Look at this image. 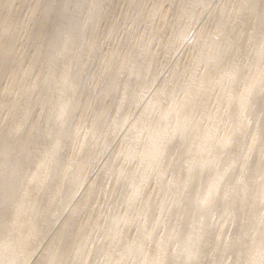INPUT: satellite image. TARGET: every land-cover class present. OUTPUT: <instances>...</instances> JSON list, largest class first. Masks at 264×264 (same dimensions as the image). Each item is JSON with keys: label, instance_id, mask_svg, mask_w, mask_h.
I'll return each mask as SVG.
<instances>
[{"label": "bare ground", "instance_id": "bare-ground-1", "mask_svg": "<svg viewBox=\"0 0 264 264\" xmlns=\"http://www.w3.org/2000/svg\"><path fill=\"white\" fill-rule=\"evenodd\" d=\"M87 1L0 0V264H264V0Z\"/></svg>", "mask_w": 264, "mask_h": 264}, {"label": "rangeland", "instance_id": "rangeland-1", "mask_svg": "<svg viewBox=\"0 0 264 264\" xmlns=\"http://www.w3.org/2000/svg\"><path fill=\"white\" fill-rule=\"evenodd\" d=\"M80 2L83 3L84 7L87 6V4H88V1H87V0H80ZM24 14H25V13H23V15H24ZM115 141H116V140H115ZM112 145H114V141L112 142L111 147H112ZM112 148H114V147H112Z\"/></svg>", "mask_w": 264, "mask_h": 264}, {"label": "snow or ice", "instance_id": "snow-or-ice-1", "mask_svg": "<svg viewBox=\"0 0 264 264\" xmlns=\"http://www.w3.org/2000/svg\"><path fill=\"white\" fill-rule=\"evenodd\" d=\"M261 134L264 135V128H262V130H261Z\"/></svg>", "mask_w": 264, "mask_h": 264}]
</instances>
